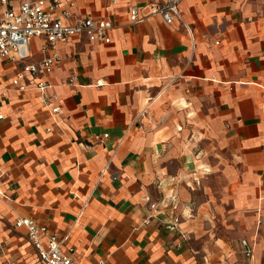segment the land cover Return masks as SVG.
Returning a JSON list of instances; mask_svg holds the SVG:
<instances>
[{"label": "crops", "instance_id": "obj_1", "mask_svg": "<svg viewBox=\"0 0 264 264\" xmlns=\"http://www.w3.org/2000/svg\"><path fill=\"white\" fill-rule=\"evenodd\" d=\"M155 1L60 0L57 15L111 19V42L69 37L45 93L28 77L0 98V264H42L19 216L69 233L81 264H235L242 238L264 264V0H182L191 31L149 15ZM44 42L0 61L3 85Z\"/></svg>", "mask_w": 264, "mask_h": 264}, {"label": "built area", "instance_id": "obj_2", "mask_svg": "<svg viewBox=\"0 0 264 264\" xmlns=\"http://www.w3.org/2000/svg\"><path fill=\"white\" fill-rule=\"evenodd\" d=\"M182 0H156L150 5V14H159L168 24H173L176 20L183 21L186 28L190 27L185 23L180 3ZM60 0H21L17 9L7 8L0 11V61L6 60L16 63L30 56V40L33 37H43L45 42L43 49L49 54L42 60L34 63L25 64L23 68L12 78L10 86L3 85L0 79V98H5L9 90L14 88L20 92L30 89L28 77L35 79V89L42 93L51 87L47 76L52 71L54 65L61 60L58 44L66 41L73 35H84L88 41L110 43V31L114 26L111 19H97L92 16L78 17L73 16L69 10L63 9L61 15H57ZM1 5L8 6V0H0ZM264 16V10L262 12ZM148 14L141 15L139 8L134 5L130 9L132 23L143 22ZM77 74L65 78L63 84L73 85L76 82ZM45 103L53 104L52 112L55 115L63 113L60 97L54 93L50 97H44ZM0 114V118H3ZM48 130H51L48 127ZM109 133H94L95 141L107 138ZM89 143L87 146L92 147ZM109 168V164L106 170ZM2 180L0 179V185ZM0 195L3 193L0 191ZM150 209L156 210L157 204L150 203ZM152 215L146 216L144 221L150 222ZM180 218L174 216L171 220H166L165 225L170 229L178 226ZM17 228H25L30 241L35 246L42 264H81L75 254L73 247L64 248V244L69 238V233L60 235L57 231L50 229L46 224L37 222L29 216H19L16 219ZM242 254L244 260H237L235 264H246L253 258L254 247L248 238L241 239ZM98 264H105V259H101Z\"/></svg>", "mask_w": 264, "mask_h": 264}, {"label": "rangeland", "instance_id": "obj_3", "mask_svg": "<svg viewBox=\"0 0 264 264\" xmlns=\"http://www.w3.org/2000/svg\"><path fill=\"white\" fill-rule=\"evenodd\" d=\"M216 224H218V228H219V229L221 228L220 225H224L223 223H214V224H212V226L215 227ZM258 224H259V225H260V224L262 225V224H264V223H258Z\"/></svg>", "mask_w": 264, "mask_h": 264}]
</instances>
